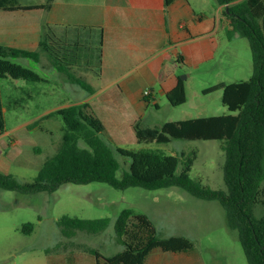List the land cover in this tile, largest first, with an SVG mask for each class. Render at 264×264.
I'll list each match as a JSON object with an SVG mask.
<instances>
[{"label":"trees","instance_id":"obj_1","mask_svg":"<svg viewBox=\"0 0 264 264\" xmlns=\"http://www.w3.org/2000/svg\"><path fill=\"white\" fill-rule=\"evenodd\" d=\"M54 1L45 0L41 5L25 6L18 0H0V11H49ZM173 2L174 0H165L166 7H170ZM216 2L227 7L225 15L231 27L227 31L228 37L240 36L248 40L252 52L253 75L248 81L220 83L203 93L221 90L222 104L230 112L238 114L168 122L161 128H143L137 124L134 126V133L140 144L165 145L174 139L219 141L220 149L226 157L223 169L226 190L211 189L202 180L192 179L190 174L198 158L197 150L183 151L179 155H164L154 150L112 149L102 139L105 127L88 103L56 110L44 118H59L64 129L61 147L45 164L49 169L48 176L42 173V177L34 182L21 184L14 177L0 175V188L35 195L52 194L69 184L102 183L120 191L134 187L149 191L177 187L194 198L217 202L226 213L228 227L238 232L248 264H264V217L258 219L254 215V208L264 204V0ZM50 31V27L44 28L42 41L36 52L0 45V80L10 78L27 83L46 82L35 70L16 62L26 60L40 63L44 55L50 65L68 76V81L89 90L88 84L77 76L74 68L83 60V55L90 65L93 57H97L99 67L101 51L98 50L95 55V50L83 51V45L77 43H55ZM25 98L35 100L31 93H26ZM167 99L173 107L186 103L182 80L167 94ZM5 127L0 90V135L6 133ZM116 155L130 160L129 169L121 178L117 177L120 166ZM109 224L110 220L107 218L81 220L64 217L58 222V227L63 237L71 239L77 232L100 234ZM23 229L28 234L32 232L33 226L27 224ZM114 234L116 243L122 248L121 252L104 257L96 250H88L95 256L96 264H144L155 249L185 252L194 248V244L185 237H158L148 217L136 216L131 209H125L118 216Z\"/></svg>","mask_w":264,"mask_h":264},{"label":"rangeland","instance_id":"obj_2","mask_svg":"<svg viewBox=\"0 0 264 264\" xmlns=\"http://www.w3.org/2000/svg\"><path fill=\"white\" fill-rule=\"evenodd\" d=\"M18 1L30 5L44 0ZM95 46L94 53L97 55ZM93 58L85 70L89 73L77 75L87 84L94 82L98 75L97 57ZM16 62L38 74L42 68L43 77L48 80L42 83L10 78L0 80L7 133L4 143L9 146L3 148L9 154L8 173L19 183L26 184L41 178L42 173L49 175L45 164L61 147L64 129L59 118H44L66 108L63 103L68 102V88L72 86L66 74L56 72L51 75V65L44 55L40 63ZM189 73L191 76L184 80L186 103L173 107L165 102V105L161 104V110L155 111L151 98H148L145 103L150 107L147 111L145 107L141 108L144 116L139 119L138 125L161 128L168 122L190 120V117H197L199 112L212 117L237 115L238 112H230L222 104L221 90L209 94L203 91L220 82L231 84L248 81L252 77L253 61L248 40L240 36L230 38L227 32L224 33L217 59L200 70L180 72V78H186ZM39 91L53 96L37 99ZM26 93H31L36 99L27 100ZM35 122L38 123L35 125ZM101 137L114 150H154L164 155L197 150L198 158L190 174L192 179L202 180L211 189L226 190L223 171L226 157L219 141L174 139L168 144L159 145L140 144L135 133L126 134L121 141H111L105 135ZM116 159L120 166L117 177L121 178L128 171L130 160L118 155ZM262 188L264 192V184ZM262 200L264 202V194ZM125 209H131L136 216H147L158 237L164 238L170 233L188 237L208 264H248L238 232L228 227L226 213L217 202L194 198L177 187L155 191L134 187L120 191L102 183L69 184L52 194L35 195L0 188V264H96L95 256L88 250H96L104 257L121 252L122 248L116 243L114 225ZM254 215L258 219L264 217V204L254 208ZM64 217L81 220L107 218L110 224L100 234L77 232L73 238L67 239L58 227V222ZM27 224L33 226L28 234L23 229Z\"/></svg>","mask_w":264,"mask_h":264},{"label":"crops","instance_id":"obj_3","mask_svg":"<svg viewBox=\"0 0 264 264\" xmlns=\"http://www.w3.org/2000/svg\"><path fill=\"white\" fill-rule=\"evenodd\" d=\"M226 10L216 0H174L170 7L165 0H55L49 11H0V45L36 52L45 27L51 28L55 43H77L87 52L97 45L101 51L97 78L88 84L89 90L71 83L68 102L63 106L90 104L105 127L103 135L121 141L134 133V126L144 116L141 108L149 109L146 99L151 98L155 111L165 102L170 105L167 94L181 80L180 72L200 70L217 59L221 37L231 29ZM85 57L75 65L76 74L89 73L85 72L90 66ZM56 72L60 74L51 65V75ZM40 73L46 80L42 68ZM184 86L187 91L186 83ZM148 90L150 95L145 96ZM38 93L37 99L53 96ZM206 117L212 116L199 112L190 120ZM6 137L7 133L0 135V175L12 177L8 173L9 154L3 151L9 147L4 143ZM171 237L182 236L170 233L164 238ZM144 264L208 262L194 244L185 252L155 249Z\"/></svg>","mask_w":264,"mask_h":264},{"label":"built area","instance_id":"obj_4","mask_svg":"<svg viewBox=\"0 0 264 264\" xmlns=\"http://www.w3.org/2000/svg\"><path fill=\"white\" fill-rule=\"evenodd\" d=\"M150 95V91L148 90L146 93H145V96H149Z\"/></svg>","mask_w":264,"mask_h":264},{"label":"water","instance_id":"obj_5","mask_svg":"<svg viewBox=\"0 0 264 264\" xmlns=\"http://www.w3.org/2000/svg\"><path fill=\"white\" fill-rule=\"evenodd\" d=\"M185 79H186V78H184V77H183V78H181V80H183V81H184Z\"/></svg>","mask_w":264,"mask_h":264}]
</instances>
